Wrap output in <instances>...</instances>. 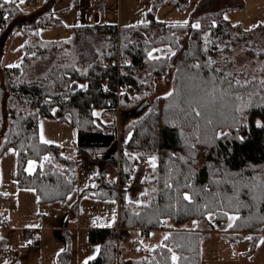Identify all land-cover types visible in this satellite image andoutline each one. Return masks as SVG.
I'll return each mask as SVG.
<instances>
[{"label":"trees","instance_id":"1","mask_svg":"<svg viewBox=\"0 0 264 264\" xmlns=\"http://www.w3.org/2000/svg\"><path fill=\"white\" fill-rule=\"evenodd\" d=\"M163 2L183 9L188 0H153L152 7ZM22 12L17 0H0V44L18 30L27 38L22 62L0 68V104L4 98L8 111L0 155L8 148L15 151L17 185L33 188L39 203L63 201L75 187L77 160L58 144L42 142L39 118L76 128L77 155H94L98 165L82 194L118 203L110 227L87 231L98 244L88 264H118L120 238L131 230L141 235L164 231L152 248L130 240L139 264H200L202 237L229 214L238 219L222 232L227 238L256 241L264 234V61L252 75L243 66L226 67L221 58L233 46L243 49L241 59L264 60V21L249 27L228 23L221 8L191 15L199 28L191 22H86L73 26L68 39L51 41L37 29L60 21L48 11L18 20ZM160 45L169 51L150 59L148 53ZM49 56L54 60L37 70ZM168 71L170 90L155 95L153 80ZM122 86L136 97L118 93ZM116 110L137 114L119 128L112 115ZM110 116L111 121L101 122ZM149 157L155 167L145 170L147 190L139 201L127 200L125 180L139 160ZM30 158L38 164L27 173ZM112 170L114 179L107 175ZM23 232L31 237V230Z\"/></svg>","mask_w":264,"mask_h":264},{"label":"rangeland","instance_id":"2","mask_svg":"<svg viewBox=\"0 0 264 264\" xmlns=\"http://www.w3.org/2000/svg\"><path fill=\"white\" fill-rule=\"evenodd\" d=\"M76 2H78L76 4ZM80 0H32L28 3L17 0L18 7L23 11L18 20L33 18L45 11L50 12L60 24H51L37 29L38 35L44 40H64L72 34L74 25L83 21L80 12ZM153 0H107L106 15L100 20L108 24L133 26L148 21H162L166 23L198 24L192 17L205 12L217 11L224 8L223 19L228 23H241L245 27L254 26L264 21V0H188L183 9L177 8L170 2H163L152 7ZM259 33L255 32V35ZM24 36L17 32L13 37L3 39L0 44V68L4 66L8 52L17 53V40ZM186 36L184 35V41ZM204 44L211 41L209 32L203 34ZM169 48L158 47L151 51L152 56L164 55ZM241 47H229L221 57L226 67L234 69L243 66L252 75L258 72L264 60L255 58L241 59ZM50 57L39 61L37 70L46 69L54 60ZM172 73L168 71L162 79H154L155 95L167 93L171 87ZM132 92V91H131ZM128 95V94H127ZM136 94L132 92L131 96ZM136 97V96H135ZM154 97V95H153ZM7 104L2 99L0 104V143L7 124ZM95 109L94 114L99 115ZM137 112L116 110L112 115L120 126L130 120ZM113 116L101 118V122H108ZM39 136L43 140L58 144L61 151L77 160V178L73 191L63 200L39 203L33 188L19 187L16 180L17 156L12 148H8L0 155V215L9 218L13 226L31 230L32 237L26 238L23 232L7 231L0 234V264H84L89 257L98 252V244L88 239L87 231L92 227L112 225L117 216V199L101 198L82 194L93 175L98 171V165L88 161L86 156H78L76 149V128L66 121H58L52 117L39 118ZM42 140V139H41ZM63 153V154H64ZM66 155V154H65ZM67 155V156H68ZM29 162L33 167L29 171ZM154 163L152 157L139 160L134 168L129 182H126L125 197L127 200L139 201L141 194L147 190L142 184L147 166ZM38 162L28 159L25 171L32 173ZM104 166V165H102ZM101 166V167H102ZM115 170L109 172L108 177L115 178ZM94 185V184H92ZM114 213V215H112ZM224 222H214L213 230L208 231L200 241V264H264V235L256 241L251 236L240 239H229L222 232L232 220L229 217ZM213 215L209 214L212 219ZM3 225V224H2ZM164 236L160 229L151 230L141 235L140 231L131 230L127 238H120L118 248V264H139L140 255L135 253L130 240L136 239L140 245L152 248ZM247 237H251L248 239ZM4 240V241H3ZM63 250V251H62Z\"/></svg>","mask_w":264,"mask_h":264},{"label":"crops","instance_id":"3","mask_svg":"<svg viewBox=\"0 0 264 264\" xmlns=\"http://www.w3.org/2000/svg\"><path fill=\"white\" fill-rule=\"evenodd\" d=\"M32 1V0H31ZM88 1L89 0H80V2H79V5H80V14L83 16V21L81 22V23H78V25L79 24H83V23H86L87 22V17H86V8H87V4H88ZM78 2H76V4H77ZM92 11L93 12H95V8L92 6ZM60 21V20H59ZM75 26V25H74ZM17 32H19V33H21L23 36H24V38L23 39H21V40H17V44L14 46L15 47V49L17 50V53L16 54H13V53H11V52H8L7 51V55H6V57H5V62H4V66H2V67H12V66H16V65H19L21 62H22V58H23V55H24V51H23V45H24V43L26 42V36L20 31V30H18V31H16V32H14V34L13 35H11L10 36V38L11 37H13V36H15V34L17 33ZM168 46L167 45H160V46H158V49L159 48H167ZM169 48V47H168ZM62 153H64V152H62ZM64 154H66V155H68L67 153H64ZM69 156V155H68ZM71 157V156H70ZM112 215H114V213L112 214ZM6 220H8V222H9V228H5V227H3V225H1L0 226V233H1V231H3L4 230V228L7 230V231H15L16 233H22L23 231H22V229H20L21 231L20 232H17V229H19V228H17V227H15V226H13L12 225V223H11V220L9 219V218H7ZM5 221V220H4ZM111 226V225H110ZM110 226H105V227H110ZM23 234H25L26 235V233H24L23 232ZM30 234H31V237L33 236V233L32 232H30ZM262 235H264V234H262ZM0 239H4V237L2 236V234H0ZM4 241V240H3ZM89 260V259H88ZM87 260V261H88Z\"/></svg>","mask_w":264,"mask_h":264},{"label":"built area","instance_id":"4","mask_svg":"<svg viewBox=\"0 0 264 264\" xmlns=\"http://www.w3.org/2000/svg\"><path fill=\"white\" fill-rule=\"evenodd\" d=\"M106 3L107 0H89L86 8V17L88 23H96L102 20L106 15ZM92 6L95 8V12L92 11ZM119 92H125L128 95H131V89L130 87L122 86L117 89ZM88 158V161H91L92 156H86ZM130 179H126L125 182H129ZM9 222L8 220H5L3 223V227L9 228ZM20 229H17V232H20Z\"/></svg>","mask_w":264,"mask_h":264},{"label":"snow or ice","instance_id":"5","mask_svg":"<svg viewBox=\"0 0 264 264\" xmlns=\"http://www.w3.org/2000/svg\"><path fill=\"white\" fill-rule=\"evenodd\" d=\"M23 2H24V0H21V3H23ZM185 23H186V22H185ZM193 27L199 28L200 25H199V24H195V25H193ZM148 55H149V58H150V59H154V58H155V57L152 56V53H151V52H149ZM194 67L199 68L200 65H195ZM217 71H219V70L217 69ZM237 83H238V82H237ZM230 86H231V85H230ZM169 95H171V93H169ZM237 110H239V109H237ZM195 115H196L197 117H199V116H201V112L196 111V112H195ZM41 139H42V142H43V143H50V141L43 140V137H41ZM45 159H48V158L45 157ZM152 159H153V161L155 160L154 157H153ZM29 165H30V167H29V171H31V169H32V167H33L32 162H29ZM152 166L155 167V164L153 163ZM184 199L188 200V199H190V197L187 196V195H185ZM229 219L232 220V221H234V220L238 219V217L232 216V217H229ZM228 227H229V228L233 227V224H232V223H229ZM247 238H248V239H251V237H247ZM164 239L167 240L168 237L165 236ZM262 243H264V241H262ZM62 251H63V250H62ZM88 259H93V257H89ZM172 260H173V261H176V260H177V257H176L175 255H173V256H172ZM84 264H88V261L86 260V261L84 262Z\"/></svg>","mask_w":264,"mask_h":264}]
</instances>
